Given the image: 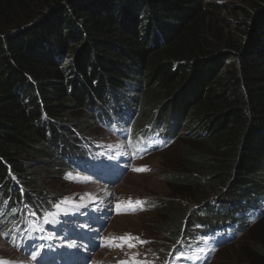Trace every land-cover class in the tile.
<instances>
[{
    "label": "trees",
    "instance_id": "trees-1",
    "mask_svg": "<svg viewBox=\"0 0 264 264\" xmlns=\"http://www.w3.org/2000/svg\"><path fill=\"white\" fill-rule=\"evenodd\" d=\"M244 2L232 22L216 0H0L2 237L24 246L64 196L31 166L85 168L99 123L138 155L145 132L179 144L168 180L208 184L205 213L182 211L170 241L237 242L264 215V0ZM250 249L264 260L263 245Z\"/></svg>",
    "mask_w": 264,
    "mask_h": 264
},
{
    "label": "rangeland",
    "instance_id": "rangeland-1",
    "mask_svg": "<svg viewBox=\"0 0 264 264\" xmlns=\"http://www.w3.org/2000/svg\"><path fill=\"white\" fill-rule=\"evenodd\" d=\"M216 1L227 7V10L223 11L225 17L230 18L232 22L239 20L236 14L237 6H243L244 0ZM240 16L243 17L242 14ZM91 127V135L101 136V139L93 138L103 140L115 149L114 164L104 170L109 178L104 179L103 175L87 173L80 167H75L62 177L52 176L50 168L43 164L32 165L29 171L30 175L40 180L42 186L64 195L60 209L42 222L48 230L50 224L58 228L56 237L47 236L42 262L50 259L52 264L61 260H66L64 264H95V261H98V264H119L121 261L129 264L135 259L146 264H163L170 248L178 245L176 241H170V235L165 231L174 226L182 211L191 214L197 211L198 215L205 213L199 212L196 206L199 204V195L208 189V184L201 185L202 187H184L181 183L168 180L169 173L175 172L180 164V148L177 143L153 149L142 156H135L130 152L126 141L119 138L125 131L114 134L108 126L99 123H94ZM131 128L130 122L126 133L131 131ZM104 166L106 167L105 164ZM140 168L146 170H134ZM138 201L147 203V208L140 207L141 203L137 204ZM152 201L157 206L148 208L149 202ZM117 204L121 205L119 209ZM137 206L138 210L131 213ZM63 215H72L70 220H76L72 231L65 235L62 233L66 219H63L62 225H58ZM186 224L189 226V221ZM61 234L68 235L70 242L58 245ZM125 235L138 238L133 241L136 247L104 246L109 238ZM221 241L224 242L216 246L218 249L212 250V257L206 264H230L225 261H231V257H235L231 261L232 264L242 260L251 264H264V260L258 258L250 249L252 243L264 246V215L247 226L246 232L236 240L237 242L231 243L232 238L224 237ZM191 242L192 240L189 241ZM223 243L231 244L225 246ZM232 247L233 256L226 252ZM23 258L28 262L23 261ZM0 261L3 264H39L31 262L28 256L5 240L1 232ZM201 263V258L194 257L182 264Z\"/></svg>",
    "mask_w": 264,
    "mask_h": 264
},
{
    "label": "bare ground",
    "instance_id": "bare-ground-1",
    "mask_svg": "<svg viewBox=\"0 0 264 264\" xmlns=\"http://www.w3.org/2000/svg\"><path fill=\"white\" fill-rule=\"evenodd\" d=\"M112 132L114 133L115 131L113 130ZM118 133L119 132L114 133V134H118ZM120 139H122V138H120ZM86 140H87V138H86ZM122 140H124V139H122ZM125 141H126L127 144L129 143L128 139H126ZM87 142L90 143V144L91 143L96 144L97 146H90V147L87 148L88 152L84 156L85 168H81V170H84L87 173H92V174H96V175H103V176H105L104 179L109 178L108 174L104 171L105 168H108V167L104 166L103 159L107 155L113 154L115 149H113L107 143H104L103 140H99L97 138L90 137V138H88ZM101 172H103V173H101ZM110 174L112 175L113 173L111 172ZM14 178L17 179V177H15V176H14ZM62 200H63V198L61 197V199L58 201V203H56V204L54 203L53 205L55 206V209L47 210L46 214H45V217L43 219H38L40 216H37V218H36V220L38 219L37 220L38 222H36V226L37 227H39L43 231H49L46 228L45 224L42 225V222H44L48 216L55 214L57 209L58 210L60 209L61 205L64 202ZM57 205H59V207H57ZM140 207H142L143 209L147 208V203H145V202L142 203L141 202V206ZM137 210H138V206L135 209V211H132L131 213L136 212ZM70 217H72V215H69L68 217H65V215H63L61 217V219H60L61 224H63V219L64 218L66 219L65 226H64V232L62 233L64 235L68 234L69 231H72V229L74 228V224H75L76 220H73V219L70 220ZM82 223H85V222H82ZM70 224H71L72 227H70ZM62 234L60 235V238H59L60 241L58 242V245H60V246H62V242H63V245L70 242V241H68L69 240L68 235L67 236H63ZM223 237L226 238V239L232 238V240H234L236 238V235H232L230 237L225 236V234L219 235L217 237V240L215 241V243L213 245H211V246L208 245V247H206V248L201 246V245H198V243L197 244L193 243V241L191 242L190 245H188V244L187 245L186 244L185 245H181V243L183 241L179 240L177 242L178 243L177 246L173 247L174 246L173 245L171 247V249L169 251V254H168V257L165 258V260L166 259L170 260V259H173V258H176V257H180L183 260H190V259H192L194 257H198V258L202 259V263L201 264H206L212 257V253H213L212 250L218 249L216 246L219 245L220 243L224 242V241H221V239H223ZM186 242L188 243L189 241H186ZM223 244L221 246H223ZM226 244H224V245H226ZM221 246H219V248ZM23 261L26 262L27 260L25 258H23ZM94 263L98 264L99 262L95 261ZM14 264H16V263H14ZM43 264H50V263L48 261H46Z\"/></svg>",
    "mask_w": 264,
    "mask_h": 264
},
{
    "label": "snow or ice",
    "instance_id": "snow-or-ice-1",
    "mask_svg": "<svg viewBox=\"0 0 264 264\" xmlns=\"http://www.w3.org/2000/svg\"><path fill=\"white\" fill-rule=\"evenodd\" d=\"M134 170L135 171H144L146 169L140 168V169H134ZM139 203H141V202L138 201L137 204H139ZM130 206H131V202H130ZM57 207H59V205H57ZM120 207H121V205L117 204V208L119 209ZM136 239H138V238L133 237L131 235H125V236H121V237H112V238H109L108 243L105 244L104 246L115 247V248H123V247L127 246L128 248H134V247H136V244L133 243V241ZM140 243H145V241H140ZM32 259H36L35 253L32 255ZM0 264H3V262L0 261ZM119 264H126V262L121 261V262H119ZM129 264H146V262L133 259L132 261L129 262Z\"/></svg>",
    "mask_w": 264,
    "mask_h": 264
}]
</instances>
